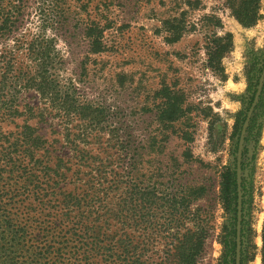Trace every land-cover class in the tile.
<instances>
[{"label":"rangeland","instance_id":"rangeland-1","mask_svg":"<svg viewBox=\"0 0 264 264\" xmlns=\"http://www.w3.org/2000/svg\"><path fill=\"white\" fill-rule=\"evenodd\" d=\"M44 1L24 0L21 31L36 29L40 23L36 8ZM240 2L91 0L85 11L70 0L69 5L74 4L72 21L57 37L65 63L59 72L60 87L65 93L74 84L78 100L99 108L103 116L100 124L83 121L67 116L50 100L45 107L34 91L21 95V102L33 109L29 126L47 142L48 165L64 162L50 178H43L36 168V174L42 176L39 188L20 187L19 197L27 202L18 204L15 217L28 225L34 245L46 236L51 242L58 236L63 227L60 200L65 192L82 200V214L91 216L89 221L98 219L103 232L126 229L138 241L139 256L147 264L165 260L168 242L186 232H206L197 264L236 261L238 213L235 224L234 204L228 208L222 199V175L227 168H237L241 120L253 106L264 70V0L259 4L260 18L252 26L235 17ZM92 19L103 29L105 50L96 54L89 52L84 37L85 24ZM167 21L181 25L175 42L167 41ZM226 34L232 35L229 52L212 61L208 54L211 43ZM166 89L182 104L178 103L177 120L164 127L159 117L168 108ZM20 122H5L1 128L14 131ZM79 129L85 130L88 139L78 141L76 148L67 138L73 140ZM154 135L158 144L152 148L150 137ZM137 152L140 158L135 163ZM87 153H101L109 166L102 170L88 164ZM241 176V231H245L240 264H262L264 81L245 133ZM9 182L6 177L2 180L4 186ZM135 187L146 194L153 192L154 199L142 197V208L126 213V227L117 221L105 223L108 209ZM174 197L173 208L170 200ZM41 199L56 201V208H48ZM29 205L32 211H27ZM2 244L12 252L4 264H33L26 245L11 249L9 238ZM90 254L92 263L105 264L100 255Z\"/></svg>","mask_w":264,"mask_h":264},{"label":"trees","instance_id":"trees-1","mask_svg":"<svg viewBox=\"0 0 264 264\" xmlns=\"http://www.w3.org/2000/svg\"><path fill=\"white\" fill-rule=\"evenodd\" d=\"M260 1L241 0L237 9L234 10L237 20L245 26L254 25L260 18ZM23 2L24 0H0V228L2 230L0 233V264H4L5 260L7 263L10 255L12 256L11 250L7 249L8 245L2 244L6 238H9L11 249L17 245H26L28 247L26 252L33 264H95L91 261L90 252L97 256L100 255V260L105 264L109 261V264H147L139 256L138 241L133 240L126 233V229L123 232H111V230L106 231L107 229L103 228L105 230L103 232L102 227L97 226L98 219L89 221L91 216L87 217L88 215L86 216L85 213L82 214V200L75 194L62 193L63 198L60 202L63 205V214L60 223L63 227L53 242L49 241L46 236L42 243L39 242L38 246L34 245L32 238L29 237L28 225L15 217L18 204L27 202V200L21 201L23 197H19L20 187L24 186V189H28L29 186L39 188L42 184V176L36 174V168L41 169L43 178H50V173H53L55 169L58 173L64 164L62 160H57L53 167L48 165L50 161L47 160H50V157L46 156L48 153L47 142L42 135L37 134L29 126L28 120L33 116V109L26 102H21V95L34 91L45 107L50 100L56 109L64 111L69 117L77 116L83 121L100 124L103 116V112L99 108L78 100L74 84L70 83L65 93L60 87L59 72L65 63L57 48L58 31L70 25L73 17L72 5L74 4L70 6V0H45L36 8L40 21L36 29L30 28L21 31L26 12ZM90 2L91 0H87L86 3L84 0H74V3L85 11H87ZM75 14H77L76 11ZM92 20L85 24L84 37L88 41L89 52L96 54L105 50L102 40L103 29L96 21ZM165 25L169 33L167 41H177L182 31L181 25H174L171 21L165 22ZM47 30H50V34ZM231 39L232 35L226 34L225 37L217 38L215 42L211 43L208 54L212 61L229 52L232 45ZM168 90L166 89L169 98L168 108L159 117L164 127L177 120L175 116L180 110L178 103L182 104L175 96L176 94L174 93V95ZM255 93L256 91H254V95ZM43 113L42 117H44ZM245 119L246 116L241 120L239 134ZM16 120H21V124L17 123L19 126L14 131L2 130L3 123H14ZM79 130V135H75L73 140L70 139V136H66L68 144L76 148H78V141L88 139L85 130ZM67 133L69 134L68 127ZM150 144L152 148H155L158 144L157 135L150 137ZM42 151L43 153H39ZM80 153L84 155L83 152ZM87 154L84 158L89 161L88 164H94L102 170H106L110 164L109 162L106 166L101 153ZM136 154L135 163L140 158L139 152ZM4 177L10 180L6 186H4L6 183H2ZM222 177V199L228 208L234 204L236 224L238 213L236 167L234 170L227 168ZM13 180L14 182H12ZM13 185L14 188H12ZM243 188L242 180V190ZM144 196H151L154 199L155 194L153 192L146 194L137 187L132 189L130 194L125 193L112 209H108V218L104 222L117 221L122 227H126V213L131 209L137 213V210L142 208L140 202ZM175 200V197L170 200L173 208L176 205ZM41 201L45 202L43 204H46L50 209L56 208V201L50 199H41ZM41 201L39 200L38 203ZM180 203L182 204V201ZM242 205L244 206V202ZM27 207V211H32V206ZM73 214L77 217H73ZM66 222L67 225H65ZM93 223L96 224L95 228ZM68 224H70L69 227H65ZM244 231L242 229L241 237H243ZM261 238V259L264 264V222ZM205 239L206 232H186L182 237L173 236L171 241L168 239L167 257L157 264H197L198 257L204 249ZM233 264H236L234 259Z\"/></svg>","mask_w":264,"mask_h":264},{"label":"water","instance_id":"water-1","mask_svg":"<svg viewBox=\"0 0 264 264\" xmlns=\"http://www.w3.org/2000/svg\"><path fill=\"white\" fill-rule=\"evenodd\" d=\"M264 81V70L262 77L260 79V83L258 86V90L255 96V100L251 110L249 111L245 123L243 125L240 139H239V147H238V155H237V184H238V229H237V247H236V264H240V249H241V215H242V176H241V159H242V150H243V142L245 138L246 129L248 127L251 115L253 114L254 108L259 100L262 90V83Z\"/></svg>","mask_w":264,"mask_h":264},{"label":"flooded vegetation","instance_id":"flooded-vegetation-1","mask_svg":"<svg viewBox=\"0 0 264 264\" xmlns=\"http://www.w3.org/2000/svg\"><path fill=\"white\" fill-rule=\"evenodd\" d=\"M259 86V85H258ZM256 93H257V91H256ZM256 93H255V96H256ZM254 100H255V97H254ZM254 102V101H253ZM246 117H247V115H246ZM246 120V119H245ZM245 123V122H244ZM244 125V124H243ZM243 128V127H242ZM242 131V130H241Z\"/></svg>","mask_w":264,"mask_h":264}]
</instances>
